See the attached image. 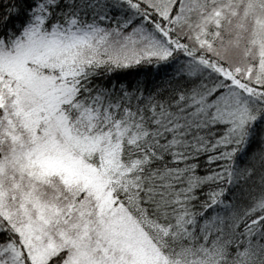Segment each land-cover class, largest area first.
<instances>
[{"label":"snow or ice","instance_id":"obj_1","mask_svg":"<svg viewBox=\"0 0 264 264\" xmlns=\"http://www.w3.org/2000/svg\"><path fill=\"white\" fill-rule=\"evenodd\" d=\"M0 264H264V0H0Z\"/></svg>","mask_w":264,"mask_h":264}]
</instances>
